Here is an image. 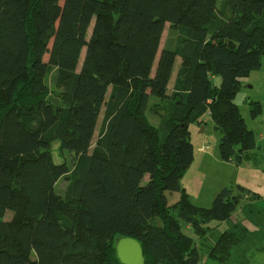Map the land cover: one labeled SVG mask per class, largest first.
I'll list each match as a JSON object with an SVG mask.
<instances>
[{"label": "trees", "instance_id": "trees-1", "mask_svg": "<svg viewBox=\"0 0 264 264\" xmlns=\"http://www.w3.org/2000/svg\"><path fill=\"white\" fill-rule=\"evenodd\" d=\"M218 5L0 0V264H122V237L140 242L145 264L200 263L184 228L206 239L209 224L229 220L253 192L238 185L223 188L211 207L190 201L181 184L195 159L190 125L209 114L222 132V160L241 164L257 141L235 98L264 61V0H229L227 14ZM167 24L181 31L182 45L159 53ZM51 68L59 72L52 99ZM152 97L160 100L153 111L165 116L160 127L146 115ZM251 108L255 120L262 105ZM54 141L75 159L68 196L56 189L71 173L55 160ZM167 192L180 193L178 202L169 205ZM247 235L238 226L223 232L209 258L229 263Z\"/></svg>", "mask_w": 264, "mask_h": 264}, {"label": "rangeland", "instance_id": "rangeland-1", "mask_svg": "<svg viewBox=\"0 0 264 264\" xmlns=\"http://www.w3.org/2000/svg\"><path fill=\"white\" fill-rule=\"evenodd\" d=\"M229 0H219V9L227 14ZM92 28L89 29L88 39L91 36ZM183 35L179 30L171 29L170 24L166 25L165 32L162 37V42L160 46V52L166 47L178 49L182 45ZM86 54V49L84 48L82 51L80 63L78 65L77 72L81 70L84 58ZM45 60L48 61V56L45 57ZM59 72L55 68H51L48 77H47V85L50 90L49 98L52 99L54 97V92L59 90L57 86ZM217 78V79H216ZM242 87L240 92L235 98V103L238 105L240 112L244 119L246 120L248 127L252 129L254 125L251 123L254 119L251 117V102L257 101L262 102L264 104V63L262 69L259 71L252 72L249 76L242 78ZM222 79L220 76L215 77L214 84L216 86H220ZM111 90L108 93V99L111 96ZM155 97L150 99V103L147 110V116L152 125L156 127H160L162 120L165 116H161L158 114H154L153 107L156 103H159ZM162 106L158 107V109L164 114V103H161ZM106 120V108L104 107L98 122V127L96 129L95 138L93 142V147L97 139L99 138L104 123ZM209 122V118L206 119ZM206 121V122H207ZM202 130L197 124L190 125V131L193 132L194 136L198 134ZM261 131V128L258 129ZM211 132L210 128L207 130V134ZM258 136V135H257ZM214 137L211 138V142H213ZM52 153L57 162L66 161L70 167V177L62 178L57 184V192L62 196H68L69 186L74 180V165L75 159L73 155H71L67 151L61 150V147L57 141H54L52 146ZM264 169V164H263ZM220 167L214 164V167L211 169L212 172L206 174V176H201L196 173L195 167H192L190 170H187L181 179L182 187H184L187 191V187L189 189V193L194 198V201H197L198 206L201 207H211L213 201L217 194L225 187V181H229L232 178L231 172L232 170L228 167ZM263 169H257L258 172H250L252 170H248L247 165L243 166L239 175L240 183L247 186V189H250L254 193H258L264 197V186L261 182V177L263 175ZM224 185V186H223ZM194 186L200 188V190H195ZM230 186V185H229ZM176 193L167 192L168 202L169 204H173L176 199ZM248 198V199H246ZM250 199V200H249ZM244 201V202H243ZM13 216L12 212H7L2 220H10ZM155 225H162V221L160 219L154 220ZM210 228L207 234L206 239H200L197 235H195L192 231H185L187 235L190 232V236L194 238L196 245L200 249V263L199 264H219L214 259L209 258V249L213 246L215 240L225 231L235 230L236 227H241L247 230L246 239L234 248L232 251L231 260L229 263L225 264H264V199L261 201L253 200L252 196L245 197L243 199L235 213L232 215L231 219L224 222L213 221L209 224ZM115 243V240H114Z\"/></svg>", "mask_w": 264, "mask_h": 264}, {"label": "crops", "instance_id": "crops-1", "mask_svg": "<svg viewBox=\"0 0 264 264\" xmlns=\"http://www.w3.org/2000/svg\"><path fill=\"white\" fill-rule=\"evenodd\" d=\"M263 63H264V61H263ZM181 65H182V59L180 56H178L176 59L175 66H174L172 79H171L169 86H168V95L169 96H172V94L175 90L174 89L175 82H176V78H177V75L179 73V70L181 68ZM262 67H263V65H262ZM214 80H215V77L213 78V82H214ZM110 90L112 91V87H110ZM159 103H156V104H159ZM260 103L262 105L261 113L255 120H253L251 122L254 125V127L252 129L256 132L257 145H256V148L254 150L249 151L246 154V157L241 164L237 165L234 162L232 163V162H226V161L222 160L221 155H220V150H219V144H220V140L222 137V132H221V130H219L215 127V125H214L213 121L211 120L209 114H206L202 118L205 121L203 124L192 123V124H197L200 128L202 127L203 131L200 130V132H198V134L196 136H194L193 132L190 131L191 132V141H192V143L194 145V149H195V159H194L192 165L190 166V168L188 170H190L192 167H195L196 173H198L201 176L202 175L206 176V174H208L209 172H212L211 169L214 167V164H216L220 167H223L222 169H224V167H228L232 170V172H231L232 178L229 179V181L224 182V184H226L225 187H236L239 185V186H242V187L247 189V186L240 183V181H239L240 180L239 175H240V172H241V169L243 168V166H245V164H246L248 170H252L250 172H258L256 170L257 169H263L262 166L264 164V104L261 101H260ZM164 106L167 107L168 104H164ZM154 114H156V113L154 112ZM207 117L209 118V122L206 120ZM209 128H210L211 132H209V134H207V130ZM259 128H261V131H258ZM213 137H214V139H213L214 141L211 142V138H213ZM263 172H264V169H263ZM261 182H262V185L264 186V173L261 177ZM194 189L200 190V188L197 186H194ZM186 192L189 196L190 201L194 204H197V201H194V198L189 193L188 187H187ZM180 196H181L180 193H176V196H174L176 201L173 204L178 202V200L180 199ZM251 196H252L253 200H257V201H261V199H264V197L262 198V196L258 193H256V194L254 193V195H251ZM246 199H248V198H246ZM169 205H171V204H169ZM185 231L191 232L192 230L189 226H187L184 228V232ZM190 232H188L189 236L191 235Z\"/></svg>", "mask_w": 264, "mask_h": 264}, {"label": "water", "instance_id": "water-1", "mask_svg": "<svg viewBox=\"0 0 264 264\" xmlns=\"http://www.w3.org/2000/svg\"><path fill=\"white\" fill-rule=\"evenodd\" d=\"M116 253L122 264H145L142 245L134 238H119L116 243Z\"/></svg>", "mask_w": 264, "mask_h": 264}]
</instances>
